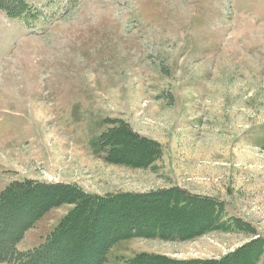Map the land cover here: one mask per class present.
Returning <instances> with one entry per match:
<instances>
[{
  "label": "rangeland",
  "instance_id": "374dc122",
  "mask_svg": "<svg viewBox=\"0 0 264 264\" xmlns=\"http://www.w3.org/2000/svg\"><path fill=\"white\" fill-rule=\"evenodd\" d=\"M29 5L20 17L0 9V192L14 180L66 182L48 180L47 163H72L79 155L84 164L65 176L88 192L167 188L157 177L105 160L96 142L112 125L106 119H122L176 147L179 187L215 194L203 196L223 202L229 216L256 234L134 237L118 242L107 264L140 252L219 259L264 236V0ZM210 182L219 190L200 188ZM71 207L46 213L23 233L17 252L39 246Z\"/></svg>",
  "mask_w": 264,
  "mask_h": 264
},
{
  "label": "trees",
  "instance_id": "16d2710c",
  "mask_svg": "<svg viewBox=\"0 0 264 264\" xmlns=\"http://www.w3.org/2000/svg\"><path fill=\"white\" fill-rule=\"evenodd\" d=\"M30 1L0 0V9L9 17H20L28 12ZM106 122L112 125L96 143L108 163L156 167L163 152L157 140L136 132L122 119ZM62 205L72 207L39 246L17 252L23 233ZM14 215L16 219L11 218ZM0 218V234H7L5 240L0 239V260L17 256L19 264H107L112 248L134 237L187 241L212 231L255 233L240 218L229 216L223 202L179 186L99 195L75 183L14 180L0 192ZM124 264H264V236L257 234L219 259H177L140 252Z\"/></svg>",
  "mask_w": 264,
  "mask_h": 264
},
{
  "label": "crops",
  "instance_id": "0c3cea01",
  "mask_svg": "<svg viewBox=\"0 0 264 264\" xmlns=\"http://www.w3.org/2000/svg\"><path fill=\"white\" fill-rule=\"evenodd\" d=\"M134 130L146 137H149V138H152V139H155L157 141H159L162 145H163V156H162V160L160 161V164H158V166L160 165L161 168H147L145 170H140V168H134V170H137V171H143L145 173H147V175L149 176H154L155 178L157 177L159 180L163 181V186H166L167 188L170 187V186H178V185H182V181H181V178L180 175H181V167H180V164L178 162V159H177V155H176V147L173 149L171 143H168V146L166 144V139L164 137H158L156 135H152V134H145V133H142L140 132L138 129H135ZM173 151L172 153L169 152V148ZM75 153V152H74ZM81 157H84V156H81ZM80 155L79 156H76L75 157V162L72 161L71 162H63V163H57V162H52L51 161V158L49 160V162L47 163V166L48 168L53 166V168L51 169V173L52 175L50 176V178L48 180H63V181H66V182H74L75 180L73 179H69L67 178L65 175L67 174H70L71 173V170H72V167L78 163V165L80 164H84L82 163L83 161V158H81ZM157 166V167H158ZM53 175L55 176H58L60 179H55L53 178ZM54 176V177H55ZM229 186L226 185L224 186L222 189H221V193L222 191H225ZM201 189H208V188H211L213 190H219V187L217 186V184H215L214 182H210L208 184V187H203V186H200ZM83 189H85V187H83ZM87 190V189H85ZM189 191L191 193H194V194H199V195H215V194H212V193H206L205 191H199L196 190V189H189Z\"/></svg>",
  "mask_w": 264,
  "mask_h": 264
}]
</instances>
